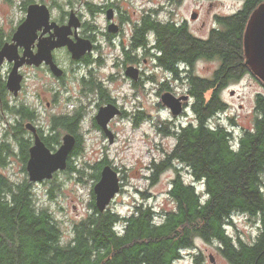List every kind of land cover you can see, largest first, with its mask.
<instances>
[{
  "label": "trees",
  "instance_id": "16d2710c",
  "mask_svg": "<svg viewBox=\"0 0 264 264\" xmlns=\"http://www.w3.org/2000/svg\"><path fill=\"white\" fill-rule=\"evenodd\" d=\"M262 1L245 0L242 10L221 20L222 29L211 30L205 38L191 33L186 25L150 21L156 65L174 78L179 75L178 65H186L188 69L181 75L192 98L193 118L169 126L166 133L174 137V144L162 160L149 166L151 184L165 169L175 171L167 192L172 208L157 211L140 203L124 214L113 207L100 212L91 190L90 213L72 223L71 237L64 239L58 219L49 209L36 205L34 184L27 175L14 181L0 173V264H173L182 251L194 247L197 238L218 242L219 252L230 264H264V93L255 95L253 126L237 136L227 126L212 122L227 107L222 89L244 75H253L245 64L243 32L249 14ZM88 9L96 12L91 4ZM216 59L220 63L211 78L193 72L195 62ZM4 109L17 112L14 106ZM23 113L24 118L30 115L27 110ZM80 115L76 109L73 114L53 117L55 134L48 147L59 144L60 132L68 131L78 139L73 155H79L83 147ZM165 127L163 124L161 130ZM6 130L0 165L13 153L10 142L15 140L20 143L19 159L26 172L29 141L24 138L22 123ZM108 163L103 156L90 166L92 178L97 180ZM178 166L188 171L192 181L184 180ZM67 168V172H80L71 159ZM240 213L257 221L251 242L233 238L227 231L233 214ZM194 260L201 261L200 257Z\"/></svg>",
  "mask_w": 264,
  "mask_h": 264
},
{
  "label": "rangeland",
  "instance_id": "374dc122",
  "mask_svg": "<svg viewBox=\"0 0 264 264\" xmlns=\"http://www.w3.org/2000/svg\"><path fill=\"white\" fill-rule=\"evenodd\" d=\"M22 2L23 0H0V29L7 32L1 37L4 42L10 33L9 30L13 28L12 31H15L23 20L25 9L31 1L26 3L23 8L21 6ZM87 2L97 4L100 0H34V3L46 4L52 17H57L61 11L69 12L73 9L81 13L84 20L89 22L96 21L95 24L103 28V17L100 15L91 16L87 10ZM236 4V1L229 0L218 6L217 9L215 8V11L226 13L235 8ZM127 8L136 12L141 9L151 8L156 10L160 20L173 19L177 22L184 18L188 19L192 10H198L200 16L197 22L194 24L190 22L189 25L202 38L208 36L209 27L212 24L211 7H209L206 0H133V3L128 4ZM202 21L204 23L203 26L201 24ZM98 38L101 39V36L99 35ZM58 54L62 65L66 67L68 60L65 54L61 52ZM149 60L143 70L146 76L152 75L155 80L148 81L145 78L141 83V89L135 90V95H133V90L130 89L129 84L120 79L123 74L122 66L120 68L119 66L112 67L111 59H109L105 67L98 69V73L104 75V77L109 72L119 74L116 82L110 84L111 88H114L113 94L126 110L131 112H136L138 109L143 110L144 117L139 121L140 125L136 126L137 123H135L136 127H133L132 120L126 118L111 120L116 140L109 143L106 138H102L100 131L91 124L90 118L97 112V107L94 104L88 105L87 112L84 114V124L80 129V133L83 135V147L79 155L71 156L72 166L79 169L80 172H57L50 181L48 180L49 183L34 184L33 191L36 205L49 209L58 219L64 239L71 237L72 223L79 221L91 211L88 205L91 201V190L94 183L98 180L92 178L94 169L92 170L91 167L103 156L107 157L109 160L108 164L117 170L121 181V189L114 196L108 207H113L114 210L124 214L129 212L133 204H147L154 207L157 211L168 210L173 206V202L167 192L170 187V181L175 176V171L172 168L165 169L159 175L157 182L151 184L148 179L150 174L149 166L162 160L165 153L173 146L174 137L166 133L169 126L172 123L183 125L193 118V113L190 110L192 98L187 92L181 93L186 89L184 78L176 81L172 76L165 74L163 70L154 69L152 61L150 60L149 62ZM219 63L218 59L199 60L194 63L193 72L199 76L211 78ZM180 66L187 68L184 64ZM7 69V65L0 67L1 77L7 74ZM20 72L25 76L24 88L21 93L23 98L27 96L26 100L31 101L32 104L35 103L34 94L36 93L45 95L47 100L51 99V92L44 91L45 88L41 87L43 85L40 83L43 79H49V75L44 70L24 67L20 69ZM166 81L170 88H164L161 85V83ZM51 85L57 89L56 83L50 80L49 86ZM263 85L264 83L262 84L253 75L247 74L222 89L221 98L226 102L227 107L224 112L222 111L216 115L212 122H219L227 126L234 136H237L243 129L251 128L256 115L254 98L257 93H264ZM143 87H145L144 91L142 90ZM47 89L49 88L47 87ZM165 91H170L177 96L188 94L190 96L188 108L183 110L184 112L180 115L172 116L170 111L160 101V95ZM59 93L60 104L57 109L52 105L48 108L42 105L40 108L42 110L40 122L44 128L48 126L50 114L61 110H71L79 106L76 97L73 95L65 93L64 90H59ZM209 94L210 91L206 93V98L209 97ZM69 96L73 97L68 102L66 98ZM6 98L12 100L11 97ZM5 113L7 112L0 113V142L4 139V134L7 131L6 129H8L5 124L8 115ZM163 124H166V127L161 130ZM63 133L61 132V135ZM15 152L11 156L6 155L5 164L0 165V173L14 181H18L27 174L23 172V164L17 156V151ZM178 168H180V172L186 182L192 181L184 167L178 166ZM200 186L198 185V190ZM50 189H52L51 192H49ZM227 231L233 238L251 242L257 233V221L241 213L233 214L227 225ZM196 257H200L201 261L196 262L194 260ZM175 264L230 263L219 252L218 242H204L197 238L194 241V247L182 251V257Z\"/></svg>",
  "mask_w": 264,
  "mask_h": 264
},
{
  "label": "flooded vegetation",
  "instance_id": "af4514ba",
  "mask_svg": "<svg viewBox=\"0 0 264 264\" xmlns=\"http://www.w3.org/2000/svg\"><path fill=\"white\" fill-rule=\"evenodd\" d=\"M206 1L208 2L209 7H211L210 16L212 19V24L209 27L208 33L214 29H222L224 25L220 23L221 20L225 17L237 13L239 10H242L245 4V0H234L237 3L235 8L231 9L226 13H219L215 11V8L217 9L218 6L223 5L224 2H227L229 0H206ZM28 2H30L28 4L30 5L32 4V2L34 3V0H23L21 4L22 8ZM132 3L133 0H100V2L97 4H91L96 8V12L91 13L90 10L88 9L90 3L87 2L86 4L87 10L91 16L100 15L103 17L104 20L103 28L97 26L95 24L96 21L89 22L88 20H84L81 13L73 9H71L69 12L61 11L57 17H52L50 13L49 22L51 23L53 21L57 25L61 26V25H65L68 22L69 15L71 12H73L78 17L80 25L78 26L77 29L72 30V33L69 34V37L73 40L76 38L75 35H77L78 37L88 39L91 45V49L88 50L85 54H83L80 58L76 60L71 58V54L67 46L64 45L61 47L54 48L51 51L52 60L63 70L62 75L59 77H56L51 73L49 66L46 65L44 61L37 66L33 64L29 65L24 63L18 68L19 73L22 75V80L20 82L21 88L18 91V93L14 95L6 87L7 76L13 66V61H8L6 57L3 58V60L0 63V67L3 65H7L8 69H7V74L4 77L0 76V113L3 114L4 112H7L5 113L8 115L5 124L8 126V128L10 127L11 124H16L18 122L22 123V128L24 129V138H28L29 141V145L27 146V151H29V147L34 142V134L30 130V128L26 127L27 123H30L32 127L35 128L38 137L48 147L47 142H50L55 134V130L52 129V125H51L53 117L61 116L63 114H73L77 109L81 112V115L78 119V125L82 127L85 120L84 114H86L87 112L88 105H92V104H94L95 107H97V110L100 106H104L108 103L114 104L119 109V113L116 114L114 117H112L107 123L108 128L111 130L113 134V142L116 140V134L112 128L111 120L114 121L116 118H126L128 120H132L133 127L140 125L139 121L142 119V117H144L143 110L138 109V111L136 112H131L130 110L129 111L126 110L122 106V104H120L117 101V97L113 94L114 88H111L110 84L116 82V78L119 76V74L114 72L113 73L109 72L107 74L108 76L106 75V77H104V75L98 73V69L105 67L109 59H111L110 63L112 67L119 66L120 68V66H122L123 74L120 76V79L129 84L130 89L133 90V95H135L136 93L135 90L137 91V89L138 90L141 89V83L144 81L145 78H147L148 81L155 80L152 75L146 76L144 73L143 69H145L144 67L147 65L148 59L152 61L154 69L162 70L158 68V66L156 65V60H155V57L157 56V51L155 47L156 39L153 30L150 29L149 27L150 21H155L158 23L173 21L176 22L178 25H186V27L191 33L198 36L195 30L190 27L189 23L191 22L194 24L195 22H197L200 14L198 10H192L191 11L192 13L189 15L188 19L184 18L178 22L173 19L163 21L158 18L156 10L151 8L141 9L137 12L135 10L130 11L127 8V5L128 4L130 5ZM194 14L196 15V17L193 19L192 15ZM25 16H26V9H25L24 18L22 17L23 20L20 22V24L24 21ZM201 24L202 26L204 25L203 21ZM18 26L16 27L15 31L17 30ZM43 29L44 26L36 30V37L33 43L31 44V50H30L33 54H36L38 52V42L40 39L48 38V37H50L51 40L56 39V36L53 35L54 34L53 27H51L49 30H47L44 33H43ZM12 30L13 28L9 30L10 33L7 37L6 40L7 42L6 41L4 42L1 39V37L3 34H7V32H4L3 30L0 29V50L6 43L7 44L12 43V35L15 32ZM99 35L101 36L102 40L98 38ZM23 51L24 48L22 46L20 45L16 46V53L19 56L23 55ZM59 52L64 53L65 57L68 60V65L66 67L63 66L60 61L58 54ZM128 66H132L134 69L137 70V79L134 80L125 76V69ZM24 67L42 69L46 72L47 75H49V79L46 80L43 79L40 83L43 85L41 87L45 88L44 91L51 92L50 100H47L45 95L41 93H36L34 94V97L36 98L35 103L32 104L31 101L26 100L27 96H24V98L21 96V93L24 88L23 83L25 76L23 75L22 72H20V69ZM187 69L188 68L180 69L178 67L179 75L177 78H174L166 71L164 70L163 71L165 74L172 76L177 81V80H182L183 76L181 74H184L185 70L187 71ZM50 80L56 83L57 89L52 87V85L49 86ZM165 83L168 84V82L166 81L164 83H161V85ZM169 86L170 85L168 84L167 87L170 88ZM47 87L49 89H47ZM59 90H64L65 93H69L74 97H76L77 99L76 101H78L79 106L71 110H65V111L61 110L57 113L50 114L48 117V126L47 128H44L41 126V122H40V119H42V110L40 108L42 105H44L45 108H48L52 105L54 108L57 109L60 104ZM142 90L144 91L145 87H143ZM181 93H186V89ZM73 96L67 97L66 98L67 101L69 102L70 98ZM6 97H11L12 100L7 99ZM187 105L188 103H183L184 110L188 108ZM4 106H14L17 108V112L14 113L15 115L9 113V111L4 109ZM23 110L29 111L30 115L24 118ZM95 114L90 118L91 124L97 130L100 131L102 138H106V140L108 141V137L104 134V132L101 130V128L98 126L95 120ZM135 123H137V125ZM61 132H60L59 144L57 143L54 144V146L52 147H48L51 151H55L59 147L62 141V136L65 133H70L66 131L61 135ZM72 135L75 137V144H76V141H78V139L76 135L74 134ZM81 139L83 140V135ZM5 142L7 143V139L4 134V139L0 142V155L3 157L5 155V151L3 150L2 147H3V143ZM10 144H11L10 146L14 148L12 154H15L16 153L15 151H17V156L18 158H20V154H21L20 143L16 142L15 140H12ZM12 154H10V156ZM72 155H73V150L68 157V162L71 159ZM28 157H29V152H28ZM67 171H68L67 168L66 170H63V172H67ZM49 181L43 180L41 182H32V183L45 184V183H49Z\"/></svg>",
  "mask_w": 264,
  "mask_h": 264
},
{
  "label": "water",
  "instance_id": "95a60500",
  "mask_svg": "<svg viewBox=\"0 0 264 264\" xmlns=\"http://www.w3.org/2000/svg\"><path fill=\"white\" fill-rule=\"evenodd\" d=\"M50 12L45 4L32 3L26 8L24 21L18 26L12 35V43L5 44L0 50V63L4 57L8 61H13V66L7 76L6 87L14 95L21 88L22 75L18 68L26 64L39 65L43 61L49 66L51 73L59 77L63 70L52 60L51 51L54 48L67 46L72 59H78L91 49L88 39L78 37L71 39L69 34L80 25L78 17L71 12L68 22L65 25H57L49 22ZM196 15H192L194 19ZM44 26L43 33L54 28V36L40 39L38 42V52L33 54L31 44L36 37V30ZM24 48L23 55L16 53V46ZM243 52L245 64L254 76L264 83V1L260 2L249 14L243 32ZM125 76L130 79H137V70L132 66L125 69ZM161 103L176 117L180 115L184 106L183 103L190 101L188 94L175 95L170 91H165L160 95ZM119 113V109L112 103L100 106L95 114V120L104 134L108 137V142H113V134L108 128L109 120ZM34 134V142L29 147V157L25 164V171L29 182H41L50 180L58 171L67 168L68 157L75 146V137L70 133L62 136V141L55 151H51L36 134L35 128L30 123L26 124ZM121 189V181L116 169L110 164H105L100 170L98 180L92 187L94 195V205L100 212L104 211L114 196ZM210 260H212L210 258Z\"/></svg>",
  "mask_w": 264,
  "mask_h": 264
}]
</instances>
